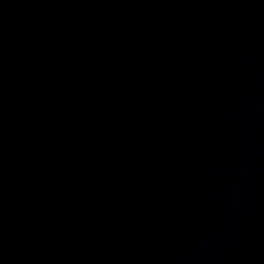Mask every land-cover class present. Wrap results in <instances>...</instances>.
Returning a JSON list of instances; mask_svg holds the SVG:
<instances>
[{"label":"water","instance_id":"1","mask_svg":"<svg viewBox=\"0 0 264 264\" xmlns=\"http://www.w3.org/2000/svg\"><path fill=\"white\" fill-rule=\"evenodd\" d=\"M0 264H264V0H0Z\"/></svg>","mask_w":264,"mask_h":264}]
</instances>
